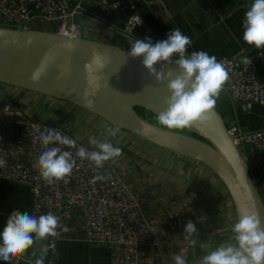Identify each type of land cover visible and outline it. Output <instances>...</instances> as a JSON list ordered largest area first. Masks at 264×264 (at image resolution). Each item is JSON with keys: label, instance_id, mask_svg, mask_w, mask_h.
<instances>
[{"label": "crops", "instance_id": "crops-1", "mask_svg": "<svg viewBox=\"0 0 264 264\" xmlns=\"http://www.w3.org/2000/svg\"><path fill=\"white\" fill-rule=\"evenodd\" d=\"M96 1L109 4L116 0H91ZM251 2L252 0H140L136 11L145 28L138 36L120 38L116 26L107 23L104 28L113 33L112 37L89 30V36H94L89 39L129 49L131 46H124L123 43L131 45L130 41L136 38L143 40L147 32L164 40L169 31L179 28L192 40L189 53L202 50L214 55L217 60L231 58L242 62L243 57H249L257 51L242 39V20ZM90 5L93 6L92 3ZM123 20V14H116L117 24ZM27 28L54 32L36 27ZM80 32L82 34L81 30ZM253 75L264 82V66H257ZM16 95L25 105H18ZM10 98L18 108L15 116L23 119H0V144L3 145L24 142V123L34 116L38 117L43 107L52 103L48 101V97L32 92L21 95L14 93ZM54 101L58 110L71 105L60 100ZM59 102H64L62 107ZM228 106L226 114L231 121L230 126H235L244 133L264 130V105L254 103L248 107L229 100ZM69 109L71 108L65 110L70 111ZM88 114L83 116L76 111V116L87 119L86 123L96 124L95 118H89ZM43 116L44 114L40 118ZM112 127L114 126L108 124L102 138L111 140L122 149V155L113 164L129 189L140 200L144 218L154 235L155 246L140 250L139 264H172L171 257L174 254H184L187 264H200L204 255L228 241L232 235L231 227L236 222L230 197L223 184L204 165L152 145L129 132L121 130L116 137H109L107 129ZM119 136L129 143L119 145ZM259 175L255 170L254 178L260 183V190L264 193V177L258 178ZM157 191L160 197L155 195L154 192ZM32 207L33 198L26 187L0 178V230L13 210L31 215ZM201 218L203 222H200ZM189 220L195 223L198 230V243L194 248L188 247L185 253L187 245L182 234ZM81 237L80 233L67 235L59 243L55 264H113L121 259V248L87 244ZM34 250L29 249L21 259L10 261L9 264H33L37 258L31 254ZM36 253L38 256L39 252ZM0 264L4 262L0 261Z\"/></svg>", "mask_w": 264, "mask_h": 264}, {"label": "water", "instance_id": "water-1", "mask_svg": "<svg viewBox=\"0 0 264 264\" xmlns=\"http://www.w3.org/2000/svg\"><path fill=\"white\" fill-rule=\"evenodd\" d=\"M82 6L92 7L99 18L103 17L95 5L82 2ZM105 22L117 29L123 25V22L116 23V15L106 18ZM69 25L81 30V37L68 38L55 32L0 27V85L68 102L152 145L204 165L226 189L236 220L240 211L246 208L254 210L264 224V207L253 184L249 165L228 133L222 118L226 109L220 99L212 118L207 121L197 122L181 132L159 127L140 117L134 108H141L153 116L163 111V101L169 96L167 81L157 83L142 67L140 58L128 57L130 49L89 39V30L112 37L113 33L106 28L82 17L67 20L66 26ZM144 28L140 26L133 35L138 36ZM29 37L32 44L25 47L24 41ZM146 37L153 43L162 41L151 32H147ZM42 63L46 65V75L34 84L29 77ZM156 68L159 70L160 65ZM168 70L171 69H165ZM94 76L99 78L100 88L91 97L93 103L89 105L83 97L86 92L93 91L89 80ZM17 112L16 103L0 86V119L22 120V117L15 116ZM243 148L249 153L255 170L264 177L261 151L250 144ZM154 193L160 197L158 191Z\"/></svg>", "mask_w": 264, "mask_h": 264}, {"label": "built area", "instance_id": "built-area-1", "mask_svg": "<svg viewBox=\"0 0 264 264\" xmlns=\"http://www.w3.org/2000/svg\"><path fill=\"white\" fill-rule=\"evenodd\" d=\"M139 1L116 0L107 4L91 0H0V16L3 23L8 22L13 26L11 29L26 30L27 23L41 19L53 23L56 34L79 38L80 30L75 25L66 26L67 20L82 17L100 27H106V18L123 14V25L117 34L120 38L129 39L143 25L136 11ZM82 2L95 5L103 17L99 18L91 8H84ZM248 58L250 64L231 58L218 60L225 65L230 76L224 94L231 103L264 105V82L253 75L257 66H264V48L257 49ZM45 127L58 129L62 135L75 139L77 148L84 146L89 152L96 150L84 145L61 127L37 122L24 123V142L0 144V159L6 161L0 167V178L29 190L33 198L31 215L51 212L60 217L57 235L35 244V251L39 252L44 246H54L55 251L50 247L44 264H55L59 243L67 235L80 233L81 239L87 244L121 248V259L113 264H139L140 250L155 246L154 235L144 218L140 200L129 189L112 161L105 162L102 169L96 170L90 161L75 157L76 148L69 149L62 145L60 147L63 150L73 152L75 167L66 179L53 184L46 183L36 167L38 156L43 151L39 135ZM227 130L239 151L245 144H250L261 151L264 158V130L244 133L235 126H228ZM97 173L107 179L91 183ZM183 205L187 206L186 203Z\"/></svg>", "mask_w": 264, "mask_h": 264}, {"label": "clouds", "instance_id": "clouds-1", "mask_svg": "<svg viewBox=\"0 0 264 264\" xmlns=\"http://www.w3.org/2000/svg\"><path fill=\"white\" fill-rule=\"evenodd\" d=\"M242 27V39L247 45L258 50L264 48V0H252L244 13ZM31 44L30 37L24 41L25 47ZM130 44L128 57L140 58L142 67L157 83L167 81L169 96L163 101L164 110L155 117L160 126L168 130L182 131L197 122L212 118L216 103L221 94L227 91L226 84L230 79L222 62L202 50L189 53L192 40L179 28L169 31L166 39L162 41L153 43L151 38L145 37L143 40L136 38ZM242 62L250 64L251 61L248 57H243ZM158 64L159 70L156 68ZM166 68L171 70L165 71ZM45 75L46 65L42 63L34 69L29 79L35 84ZM89 84L93 91L86 92L83 100L91 105V97L100 88L99 78H90ZM119 132V127L107 129L109 137L114 138ZM39 141L43 151L38 156L36 167L41 178L48 184L66 179L75 167L73 152L63 150L61 145L69 149L76 148L75 157L90 161L96 170L102 169L105 162L115 163L122 155V149L111 140L89 138L88 143L96 149L89 152L84 146L77 148L75 139L62 135L58 129L47 127L40 133ZM5 163L4 159H0V167ZM105 179L106 176L97 173L90 182ZM200 222H203V218ZM59 227L60 217L51 212L35 216L13 210L0 230V261L9 264L10 261L21 259L38 242L55 237ZM231 233L228 241L204 255L200 264H264V224L254 210L242 209L239 218L231 227ZM182 236L187 245L184 248L186 253L188 247L194 248L198 243L195 223L189 220L183 228ZM50 247L55 251L54 246L42 247L38 256L35 250L32 251V256L37 257L33 264H44ZM171 260L172 264H187L184 254H174Z\"/></svg>", "mask_w": 264, "mask_h": 264}, {"label": "rangeland", "instance_id": "rangeland-1", "mask_svg": "<svg viewBox=\"0 0 264 264\" xmlns=\"http://www.w3.org/2000/svg\"><path fill=\"white\" fill-rule=\"evenodd\" d=\"M25 26H27L29 28L36 27V28L47 30V31H54V28H55V25L53 23L47 22V21H44L41 19H36L34 21H31V22L27 23ZM0 27L12 28L13 26L8 22H4V23L0 24ZM89 38L93 39L94 36L91 35V36H89ZM120 44H122V43H120ZM123 45L127 46V47L131 46V45L126 44V43H123ZM0 86L4 89V92L9 97H12L14 95V93H17L18 95H21L22 93H26V92L29 93L28 91L9 87V86H5V85H0ZM15 99H16L18 105H20V106L23 105L24 102L20 101L19 96L16 95ZM219 99H220V101H222V103L226 109L229 108V106H228L229 100L227 99V97L224 93L221 94ZM11 100H12V102H15L12 98H11ZM54 100H56V99H52V98L48 97V101H51L52 103L46 104V106L43 107V111L39 112V114L37 115L38 117L34 116L33 118L28 119V121L29 122H37V123H41L43 125H48V126L61 127L65 130H67L72 136L77 138L81 143L85 142L88 145H90L88 143V141H89V138H91V137H95L97 140L103 141L102 133H104L103 131L108 126L107 122H105L104 120H102L98 117H95L92 114H88L84 110H78L79 108L76 106H73L72 104L70 106L65 105L63 108H59V110H58V108L55 107L54 102H56V101H54ZM59 103H60L61 107H62V103L64 104V102H62V103L59 102ZM24 105H25V103H24ZM68 107L71 108V109H69L70 111H67ZM74 108H77V109H74ZM65 109H67V110H65ZM76 111L78 114H81L83 116L88 114L89 118H95L94 123H96V124L86 123L87 119L79 118L78 116H76ZM36 113L37 112H33V114H36ZM43 114H44V116L42 118H40ZM73 115L76 116L77 119H75ZM223 115H224V121H225L227 127L230 126L231 121L228 119L226 112ZM69 116H72V117L69 120H67L69 118ZM155 117L156 116L148 115L146 119L149 122H151V123H153L159 127H162L158 124ZM64 120H67V122H65ZM162 128H164V127H162ZM164 129H166V128H164ZM171 131L181 132V131H176V130H171ZM124 132H126V131H124ZM122 136L118 137V141H119L118 144L121 146L123 144L129 143L127 141V139H123ZM91 147H93V146H91ZM240 152H241L242 156L245 158L247 164L249 165L250 175L252 177L253 184L258 190L257 192L259 194V198L261 199L262 205L264 207V193L262 192V190H260L261 189L260 183L258 181H256L254 178L255 177L254 163L252 162L251 158L249 157V153L243 151V147L240 148ZM184 159H186V158H184Z\"/></svg>", "mask_w": 264, "mask_h": 264}, {"label": "trees", "instance_id": "trees-1", "mask_svg": "<svg viewBox=\"0 0 264 264\" xmlns=\"http://www.w3.org/2000/svg\"><path fill=\"white\" fill-rule=\"evenodd\" d=\"M222 102V101H221ZM223 104V103H222ZM225 107V106H224ZM226 109V108H225ZM134 110H135V112L140 116V117H143V118H147V116L148 115H150V116H153L152 114H150V113H148V112H146L145 110H143V109H141V108H138V107H135L134 108ZM226 111H227V109H226ZM225 111V112H226ZM222 118L224 119V115H222ZM226 124V123H225ZM226 127H227V125H226ZM183 131V130H182ZM192 136H194V135H192ZM195 137V136H194Z\"/></svg>", "mask_w": 264, "mask_h": 264}]
</instances>
